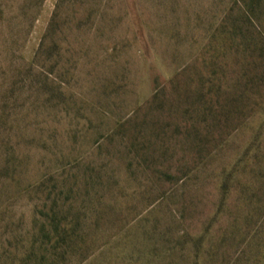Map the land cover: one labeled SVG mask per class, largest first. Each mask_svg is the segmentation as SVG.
<instances>
[{"label": "rangeland", "instance_id": "obj_1", "mask_svg": "<svg viewBox=\"0 0 264 264\" xmlns=\"http://www.w3.org/2000/svg\"><path fill=\"white\" fill-rule=\"evenodd\" d=\"M224 38L235 82L264 0H0V264H264V99L191 78Z\"/></svg>", "mask_w": 264, "mask_h": 264}, {"label": "trees", "instance_id": "obj_2", "mask_svg": "<svg viewBox=\"0 0 264 264\" xmlns=\"http://www.w3.org/2000/svg\"><path fill=\"white\" fill-rule=\"evenodd\" d=\"M232 45L231 39L224 38L220 47L218 46V49L215 50L217 51L215 56L209 58L210 71H207L205 78L200 77L199 74L191 77L202 89L197 92V97L209 104H215V110L211 112V115L213 118H219V122L220 119L223 122H227L229 118L237 119L233 118L237 113L243 116L248 115L250 102L257 103L258 101L259 104L264 99L260 89L261 85H264V41L258 38V43L257 40H254L253 44L249 42L247 48H244L247 53H243L242 59L245 58L246 64L243 65L244 71L235 79V82L226 78L222 62ZM185 73L186 70L179 76L182 77ZM250 73H252L251 76ZM254 87H256L255 90H253ZM204 90L205 93L202 94ZM237 102L241 107H236Z\"/></svg>", "mask_w": 264, "mask_h": 264}]
</instances>
